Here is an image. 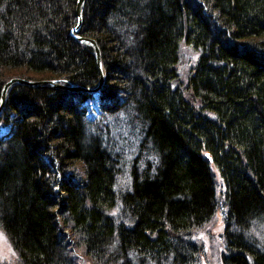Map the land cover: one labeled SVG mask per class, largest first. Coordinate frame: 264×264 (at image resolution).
I'll return each mask as SVG.
<instances>
[{
  "label": "trees",
  "instance_id": "trees-1",
  "mask_svg": "<svg viewBox=\"0 0 264 264\" xmlns=\"http://www.w3.org/2000/svg\"><path fill=\"white\" fill-rule=\"evenodd\" d=\"M77 0H0V94L14 77L93 87ZM92 96L13 84L0 111V229L22 264H264V0H85ZM197 54L188 67L181 50Z\"/></svg>",
  "mask_w": 264,
  "mask_h": 264
},
{
  "label": "rangeland",
  "instance_id": "rangeland-1",
  "mask_svg": "<svg viewBox=\"0 0 264 264\" xmlns=\"http://www.w3.org/2000/svg\"><path fill=\"white\" fill-rule=\"evenodd\" d=\"M197 54L189 46H184L181 50V64L179 67H188L193 63ZM96 101V106L98 107L97 98L92 95L86 101L87 111L89 107L87 102L91 100ZM95 114V109L89 110ZM90 112L91 115H93ZM88 113V112H87ZM93 118V117H89ZM0 132L4 134L6 132L5 127H1ZM215 178H216V189H217V210L214 214L213 220L210 224H207L204 228L196 232L192 239L197 242L200 246L199 253V264H221L222 253L224 249L222 232L224 229V218L226 213V207L224 204V185L220 178L219 172L213 168ZM0 264H22L19 260L17 254L10 246L5 234L0 229ZM88 264V263H84Z\"/></svg>",
  "mask_w": 264,
  "mask_h": 264
},
{
  "label": "water",
  "instance_id": "water-1",
  "mask_svg": "<svg viewBox=\"0 0 264 264\" xmlns=\"http://www.w3.org/2000/svg\"><path fill=\"white\" fill-rule=\"evenodd\" d=\"M85 0H77L76 1V7H75V14H76V24L73 28L70 29L69 35L72 36L77 42L84 44L86 46H89L92 48L94 52V58L98 67L99 71V80L97 84L93 87H84L80 86L76 83H72L70 81L66 80H28L24 78H18L14 77L9 80H7L2 89H1V94H0V111L3 107L6 94L9 90V88L13 84H21V85H26L30 87H41V86H48L51 88H60V89H65L69 91H74V92H80L84 94H89V95H94L97 98V101L99 100L98 97V91L101 88L103 82H104V72L101 64V53L99 50V47L97 46L96 42L88 37H84L78 34L80 26H81V21H82V9L84 5ZM98 111V107L95 108Z\"/></svg>",
  "mask_w": 264,
  "mask_h": 264
},
{
  "label": "bare ground",
  "instance_id": "bare-ground-1",
  "mask_svg": "<svg viewBox=\"0 0 264 264\" xmlns=\"http://www.w3.org/2000/svg\"><path fill=\"white\" fill-rule=\"evenodd\" d=\"M87 106L89 107V110L95 108V106H96V101L93 99V100L87 102Z\"/></svg>",
  "mask_w": 264,
  "mask_h": 264
}]
</instances>
